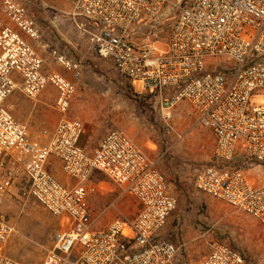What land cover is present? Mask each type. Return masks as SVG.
<instances>
[{
	"label": "built area",
	"instance_id": "1",
	"mask_svg": "<svg viewBox=\"0 0 264 264\" xmlns=\"http://www.w3.org/2000/svg\"><path fill=\"white\" fill-rule=\"evenodd\" d=\"M71 14L91 49L137 94L159 101L166 116L178 103L190 105L212 134L215 160L194 169V189L264 227V0H71ZM32 41L39 32L24 6L2 0L0 264H26L8 256L6 244L14 231L7 205L27 200L63 226L39 264H179V246L161 234L177 206L165 175L119 129L92 149L83 145L86 127L69 114L75 87L45 72ZM52 57L79 75V62ZM47 86L56 91L58 120L33 133L7 101L16 92L36 99ZM55 169L69 181L59 182ZM97 176L135 201L131 219L94 227L88 200L103 182ZM200 264H242V257L211 241Z\"/></svg>",
	"mask_w": 264,
	"mask_h": 264
},
{
	"label": "rangeland",
	"instance_id": "2",
	"mask_svg": "<svg viewBox=\"0 0 264 264\" xmlns=\"http://www.w3.org/2000/svg\"><path fill=\"white\" fill-rule=\"evenodd\" d=\"M18 1L38 28L39 41L32 44L45 61V72H59L75 87L69 114L86 127L83 145L92 149L108 131L119 129L165 175L177 206L161 234L179 246V264H200L211 241L235 248L242 264H264V227L193 187L194 169L215 160L212 134L200 126L190 105L178 103L166 116L159 101L137 94L110 60L91 49L88 34L78 27L82 20L71 14V0ZM53 51L79 62V75L63 70L52 57ZM55 97L56 91L47 86L36 99L16 92L7 105L19 122L38 133L58 120ZM53 172L59 182L69 181L58 169ZM98 180L103 182L94 186L88 200L94 227L106 228L117 216L131 219L135 201L103 177H95ZM7 206L14 231L6 254L26 264H39L63 226L33 200Z\"/></svg>",
	"mask_w": 264,
	"mask_h": 264
},
{
	"label": "trees",
	"instance_id": "3",
	"mask_svg": "<svg viewBox=\"0 0 264 264\" xmlns=\"http://www.w3.org/2000/svg\"><path fill=\"white\" fill-rule=\"evenodd\" d=\"M102 177V176H101ZM104 178V177H103Z\"/></svg>",
	"mask_w": 264,
	"mask_h": 264
}]
</instances>
